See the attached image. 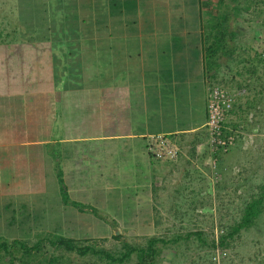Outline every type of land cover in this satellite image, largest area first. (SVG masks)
Instances as JSON below:
<instances>
[{
  "label": "crops",
  "instance_id": "1",
  "mask_svg": "<svg viewBox=\"0 0 264 264\" xmlns=\"http://www.w3.org/2000/svg\"><path fill=\"white\" fill-rule=\"evenodd\" d=\"M16 13L25 37L0 46V220L11 240L43 221V235L131 244L172 219L164 197L207 196L202 0H17ZM159 136L177 142V160L152 158Z\"/></svg>",
  "mask_w": 264,
  "mask_h": 264
},
{
  "label": "rangeland",
  "instance_id": "2",
  "mask_svg": "<svg viewBox=\"0 0 264 264\" xmlns=\"http://www.w3.org/2000/svg\"><path fill=\"white\" fill-rule=\"evenodd\" d=\"M226 4L230 9L236 8L235 12L226 6L218 8L217 0H202V15L206 23L223 12L231 16L234 38L230 40L226 54L219 55V66L208 73L207 83L209 91L221 88L234 98L235 115L234 119L228 118L230 129L227 131L235 138V144L227 153L217 156L219 179L214 174L216 171L212 168L211 160L213 179L208 191H205L208 193L205 198H177L179 203L173 205L166 197L162 199L163 212L168 214L171 211L168 215L164 212L163 217L172 219L161 221L162 228L154 237L171 241L178 237L182 239L168 247L159 245V248H164L159 264H264V214L252 229L241 232L227 248L218 247L215 250L212 247L213 241L217 242L222 234L240 222L244 207L251 198L261 196L264 190V0H255L251 5L247 4V0H226ZM16 12L17 0H0V46L10 42L11 37L24 36ZM220 159H223V166L219 170ZM192 193L198 194L200 191L194 190ZM47 197L52 198L50 194ZM7 219V216H3V220H0L3 225L0 238L11 242L10 235L16 231H12L11 221L5 222ZM35 223L38 233L23 229L18 231L17 235L21 237L17 239L27 243L36 242L43 235L45 222ZM6 224H9L8 227ZM191 233H202L206 243L203 244L196 236L187 238ZM151 238L131 244L144 248ZM96 245L115 253H120L123 248L121 241ZM0 257V264L9 260L3 254ZM72 260L79 264L88 262L76 256ZM95 262L106 264L97 259L89 263ZM128 264H136L135 258Z\"/></svg>",
  "mask_w": 264,
  "mask_h": 264
},
{
  "label": "trees",
  "instance_id": "3",
  "mask_svg": "<svg viewBox=\"0 0 264 264\" xmlns=\"http://www.w3.org/2000/svg\"><path fill=\"white\" fill-rule=\"evenodd\" d=\"M254 1L255 0H247V4L251 5ZM217 5L218 8L226 6V8L230 9L226 4V0H217ZM231 9L235 12L236 8L231 7ZM230 19V14L228 12H223L217 18L212 19L207 23L203 21V41L207 78L208 73L219 66L217 62L219 55L226 54L228 47L230 46V40H233L234 38L235 33L231 30ZM6 37H9V35ZM234 112L232 110L231 113ZM226 133L231 135L227 129ZM58 176L64 201L69 203L70 200L65 191L62 173L58 172ZM75 205L79 206L78 204ZM79 207L98 214L97 210L93 208L85 206ZM263 214L264 190L261 196L252 197L250 202L245 205L240 222L236 223L229 228L227 232L222 234L217 242L213 241V249L217 250L218 247L227 248L229 243L238 237L241 232L252 229L258 218ZM193 236H196L203 244L206 243L203 240L202 233H191L187 235V238ZM181 239V237H178L171 241L159 237H153L148 241L147 246L144 248L127 242H122V251L120 253H115L107 251L106 249L98 248L96 243L85 244L84 242L72 240L56 234L42 235L34 243L22 242L18 239L9 242L0 238V255L3 254L6 259L9 258L8 262L5 264H79L72 260L73 256L87 259L88 262L81 264H92L89 262L93 259L105 262L106 264H128L133 258H135L136 264H159V258L164 250V248H159V245L168 247L173 243H179ZM95 264L99 263L95 262Z\"/></svg>",
  "mask_w": 264,
  "mask_h": 264
},
{
  "label": "built area",
  "instance_id": "4",
  "mask_svg": "<svg viewBox=\"0 0 264 264\" xmlns=\"http://www.w3.org/2000/svg\"><path fill=\"white\" fill-rule=\"evenodd\" d=\"M234 98L221 88L209 91L207 144L212 155L213 170L219 179L218 155L227 153L235 144V138L226 133V122L234 108ZM152 158L159 162L175 161L181 153L177 142L169 137H152L148 148Z\"/></svg>",
  "mask_w": 264,
  "mask_h": 264
}]
</instances>
